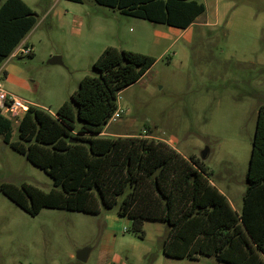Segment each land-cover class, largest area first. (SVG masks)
<instances>
[{"label": "rangeland", "instance_id": "374dc122", "mask_svg": "<svg viewBox=\"0 0 264 264\" xmlns=\"http://www.w3.org/2000/svg\"><path fill=\"white\" fill-rule=\"evenodd\" d=\"M22 1L36 13L37 23L24 41L33 56L5 61L23 72L7 78L0 74L4 91L53 115L83 78L98 76L93 65L106 48L153 57L156 62L145 75L120 93V117L105 126L108 135L102 137L164 140L187 158L200 159L213 185L241 212L258 112L264 106V0H198L206 12L175 35L94 0ZM57 56L63 65H48ZM0 114L10 118L9 108ZM13 122L16 142L18 122ZM2 184H29L45 192L53 188L43 170L0 137ZM127 192L98 214L44 208L31 216L0 191V264H221L207 257H165L169 226L164 222L146 221L144 238L136 235L132 220L118 214ZM84 248L91 251L81 263L76 255Z\"/></svg>", "mask_w": 264, "mask_h": 264}, {"label": "trees", "instance_id": "16d2710c", "mask_svg": "<svg viewBox=\"0 0 264 264\" xmlns=\"http://www.w3.org/2000/svg\"><path fill=\"white\" fill-rule=\"evenodd\" d=\"M94 1L125 17L181 31L206 12L198 0ZM36 23V13L22 0H0V68ZM155 62L145 54L106 48L93 65L98 76L83 78L54 115L40 107L23 114L16 142L13 120L0 116L4 142L53 180L49 192L29 184H2L0 191L37 216L44 208L98 214L101 206L112 209L128 190L119 216L132 220L140 238L146 221L166 223L165 257L264 264V106L258 112L240 213L213 185L200 159L185 158L157 140L101 136L119 109L120 93Z\"/></svg>", "mask_w": 264, "mask_h": 264}, {"label": "built area", "instance_id": "2783aa9c", "mask_svg": "<svg viewBox=\"0 0 264 264\" xmlns=\"http://www.w3.org/2000/svg\"><path fill=\"white\" fill-rule=\"evenodd\" d=\"M23 46L16 49L10 57L16 58L19 55H30L32 53L30 48L25 47V46L23 47ZM5 107L9 108L10 118H7L3 116L2 114H0V116L7 118L9 120L19 122L20 113L24 114L30 108L37 107V106L32 104L31 102L21 100L18 97L14 96L13 94L4 91L0 84V113L4 110ZM120 113H121V110L118 109L116 114L112 117L111 121H115L117 118H119Z\"/></svg>", "mask_w": 264, "mask_h": 264}, {"label": "crops", "instance_id": "0c3cea01", "mask_svg": "<svg viewBox=\"0 0 264 264\" xmlns=\"http://www.w3.org/2000/svg\"><path fill=\"white\" fill-rule=\"evenodd\" d=\"M119 13V12H118ZM120 14V13H119ZM121 15V14H120ZM134 19V18H133ZM136 20H140V19H136ZM140 21H143V20H140ZM153 27H157V26H164V25H154V24H151ZM164 27H167V26H164ZM169 28V33H171L172 35H175L174 33H175V31H181V30H178V29H175V28H172V27H168ZM159 33V32H158ZM162 37H167L168 36V34H161V33H159ZM168 38H171V37H168ZM24 41H25V39H24ZM22 42L20 45H24V46H26V45H28L26 42ZM20 45H19V47H20ZM18 47V48H19ZM17 48V49H18ZM10 59H13V58H11V57H9L6 61L8 62H10ZM5 63V62H4ZM3 63V64H4ZM2 64V66H1V68H0V74H3L4 75V77H9L10 75H12V73L13 74H21L23 71H22V69L21 68H19L17 65H15V64H10V63H7V64H5V65H3ZM37 106V105H36ZM38 107V106H37ZM108 134H106L104 131H103V133L101 134V136H107ZM139 138H143V137H139ZM144 139H147V138H144ZM154 140V139H153ZM157 141H161V142H164V143H166L167 145H169L170 147H172L173 149H175L178 153H180L174 146H172V145H170L168 142H166V141H164V140H157ZM181 154V153H180ZM183 157H185V158H187L186 156H184L183 154H181ZM228 199V198H227ZM230 202V201H229ZM200 261V260H199Z\"/></svg>", "mask_w": 264, "mask_h": 264}, {"label": "water", "instance_id": "95a60500", "mask_svg": "<svg viewBox=\"0 0 264 264\" xmlns=\"http://www.w3.org/2000/svg\"><path fill=\"white\" fill-rule=\"evenodd\" d=\"M48 65H63L62 59L61 57H53L49 60ZM209 154V150L208 148H206V150L204 152H202L201 155V159L204 161L207 159ZM90 249L89 248H84L80 251L77 252L76 258L79 262L81 263H86L88 258H89V254H90Z\"/></svg>", "mask_w": 264, "mask_h": 264}]
</instances>
